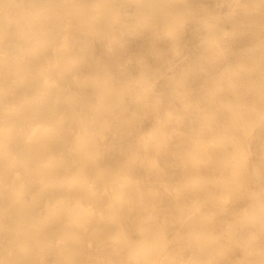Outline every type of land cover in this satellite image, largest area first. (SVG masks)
I'll use <instances>...</instances> for the list:
<instances>
[{"label": "bare ground", "instance_id": "1", "mask_svg": "<svg viewBox=\"0 0 264 264\" xmlns=\"http://www.w3.org/2000/svg\"><path fill=\"white\" fill-rule=\"evenodd\" d=\"M225 1L243 6L242 0ZM125 2L156 6L137 14V25H142L154 18L164 0H0V264H98L85 258V243L103 247L110 238L119 242L117 255L129 264H264V191L254 192L251 205L234 221L236 214L228 206L240 199L237 181L222 182L224 193L211 204L196 197L190 205L182 197L179 203L187 211L176 223L187 232L171 237L160 214H142L144 195L153 189L135 177L133 139L106 155L109 135L133 137L137 131L132 127L142 118L138 106L147 99L138 90L149 83L147 76L138 90L137 84L116 85L110 69L98 67L91 57L88 38H115L112 25L124 23L116 9ZM96 3L103 10L100 15L90 7ZM208 30L222 52L219 28ZM258 51L264 54V48ZM78 63L86 66L83 72ZM231 88L236 91L237 86ZM216 103L232 108L233 101ZM149 104L152 108L143 114L158 113L160 101ZM248 111L237 97L232 113L240 127L247 126L241 115ZM254 124L264 125V117L250 118L248 128ZM161 135L159 127L156 138L138 139L140 148L162 147ZM210 142L213 154H224L233 143L227 133ZM181 159L187 160L184 155ZM252 179L255 185L262 179L257 167ZM209 182L199 173L194 192L206 188L209 193L204 187ZM111 190L120 196L114 199L116 207L106 208ZM126 196H135L139 204L131 214L125 209ZM206 199L212 200L210 195ZM208 206L215 212H208ZM228 214L231 220L225 218ZM216 226L221 227L218 235ZM237 253L242 254L238 261Z\"/></svg>", "mask_w": 264, "mask_h": 264}, {"label": "rangeland", "instance_id": "2", "mask_svg": "<svg viewBox=\"0 0 264 264\" xmlns=\"http://www.w3.org/2000/svg\"><path fill=\"white\" fill-rule=\"evenodd\" d=\"M219 1L164 0L154 18L142 25H137V14L149 13L156 6L125 2L121 9H116L124 23L112 25L118 32L115 38L98 35L88 38L93 46L91 57L98 67L110 69L116 85L137 84L138 90L142 81L149 78V83L144 84H148L147 89L138 90L145 93L147 99L143 98L138 106L142 118L132 127V131H137L133 137L109 135L110 151L106 155L118 152L125 142L133 139L132 148L137 155L135 177L154 193L144 195L142 214H160V220L170 227L171 237L187 232L186 226L176 223L187 211L179 203L182 197H187L190 205L196 197L202 203L211 204L224 193L222 182L237 181L240 199L228 206V212H235L236 216L234 219L230 214L225 216L234 221L238 213L251 205L253 193L264 191V141L259 140L264 137V125L254 124L248 128L250 118L264 117V54L258 51L264 48V2L242 0L243 6H234L231 1ZM255 5L258 9L251 10L250 6ZM90 7L94 15L103 11L97 3ZM212 11L215 12L210 14ZM208 26L219 28L217 37L222 40V52L211 39L215 34ZM76 68L83 72L86 66L78 63ZM237 75L242 78L241 82L237 81ZM231 85L237 86L236 91ZM237 97L249 110L241 115L247 123L245 127H240L238 119L233 120ZM217 100L233 101L232 108L222 109ZM151 101H160L161 105L156 107L158 113L143 114L144 110L152 108ZM159 127L163 146L155 143L149 149L140 148L138 139L156 138ZM226 133L233 143L224 154L211 153L214 143L210 140ZM178 149L187 153L174 151ZM195 149L200 152L196 153ZM181 155L187 160L181 159ZM115 156L122 157L118 153ZM142 161L151 163L143 165ZM255 167L262 173L258 185L252 179ZM199 173L209 178L210 186H204L210 189L209 193L206 188L200 193L194 192V181ZM242 180L248 184L240 185ZM208 195L211 201H207ZM108 196L106 208L107 204L116 207L114 199L120 195L111 190ZM134 197L126 196L125 209L130 214L139 206ZM207 211L215 212L212 206H208ZM214 230L218 235L221 227L216 226ZM118 247L119 242L113 238L103 247L87 241L84 256L98 264H129L126 257L117 255ZM188 254L190 248L186 244L185 255ZM241 258L242 254L237 253L235 260Z\"/></svg>", "mask_w": 264, "mask_h": 264}]
</instances>
